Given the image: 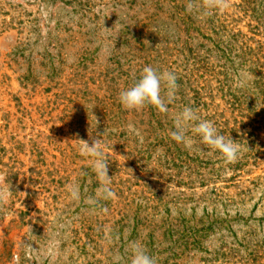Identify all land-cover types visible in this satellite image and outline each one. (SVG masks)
Segmentation results:
<instances>
[{
    "label": "rangeland",
    "instance_id": "rangeland-1",
    "mask_svg": "<svg viewBox=\"0 0 264 264\" xmlns=\"http://www.w3.org/2000/svg\"><path fill=\"white\" fill-rule=\"evenodd\" d=\"M146 66L177 76L168 113L119 102ZM185 107L236 162L171 139ZM100 137L112 199L77 141ZM8 190L0 264H130L132 241L157 264H264V0H0Z\"/></svg>",
    "mask_w": 264,
    "mask_h": 264
},
{
    "label": "clouds",
    "instance_id": "clouds-1",
    "mask_svg": "<svg viewBox=\"0 0 264 264\" xmlns=\"http://www.w3.org/2000/svg\"><path fill=\"white\" fill-rule=\"evenodd\" d=\"M244 84L245 81L241 80L240 86ZM177 88V76L174 72L157 71L151 66H146L135 84L121 89L118 99L121 106L127 110L139 111L146 106H152L160 113H168ZM189 132L198 136L209 149L219 152L225 163L236 162L242 153L238 141H233L230 135L222 134L213 122L201 119L193 108L185 107L177 115L170 137L177 144L191 147L193 141ZM77 141L80 143L81 152L91 158L93 171L102 181L97 190L99 198H114L115 193L110 187L111 178L108 176V157L105 156V146L101 137L94 139L91 145L84 140ZM68 190L72 198L79 199L80 193L77 186L69 185ZM9 192V190L0 192V198L6 199ZM57 246L58 241L49 244L50 250H54ZM129 249L130 264H157L155 257L150 255L140 242H130Z\"/></svg>",
    "mask_w": 264,
    "mask_h": 264
}]
</instances>
